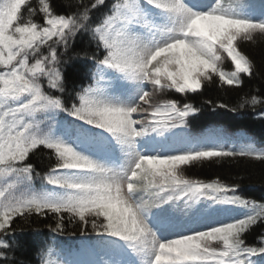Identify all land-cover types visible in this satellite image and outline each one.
Masks as SVG:
<instances>
[{"label": "snow or ice", "instance_id": "obj_1", "mask_svg": "<svg viewBox=\"0 0 264 264\" xmlns=\"http://www.w3.org/2000/svg\"><path fill=\"white\" fill-rule=\"evenodd\" d=\"M65 9L0 0V264H14V222L33 216L54 220L53 233L78 224L95 237L82 248L100 257L61 260L41 248L39 264H264V238H245L264 223V202L184 174L214 159L264 160V147L177 131L197 109L166 95L198 93L214 78L241 86L254 65L239 45L264 37V4L66 0ZM82 36L88 48L75 51ZM70 51L89 82L73 83L68 103ZM41 147L55 158L43 173L29 162Z\"/></svg>", "mask_w": 264, "mask_h": 264}, {"label": "trees", "instance_id": "obj_2", "mask_svg": "<svg viewBox=\"0 0 264 264\" xmlns=\"http://www.w3.org/2000/svg\"><path fill=\"white\" fill-rule=\"evenodd\" d=\"M32 2L35 3L36 0H32ZM237 2L244 4L249 3V0H237ZM52 3L57 12L66 10V0H52ZM107 3L110 4L111 0H107ZM252 4L259 8L264 2L254 0ZM99 15L100 12L94 11L93 18L95 19ZM36 19L39 21L40 17L37 16ZM239 47L243 53L249 56L254 65L250 77L242 74L243 83L241 86L221 84L218 78H214L213 82H206L198 93H189L186 96L174 92L166 94L167 98L176 99L181 106L191 104L197 109L186 118V128L177 129V131H182L192 137H206L214 132L225 133L233 139L246 136L254 140L257 147H264V103L255 107L250 104L240 107L251 96H257L264 101V37L257 35L253 42H240ZM74 48L75 51L87 49V36L77 37ZM69 55L73 56V60L72 67L68 72L69 85L65 99L71 103L68 95L72 91L73 83L78 89L81 81L84 85L89 82V79L86 78L89 66L85 65L83 61L76 60L72 51L69 52ZM223 66L227 71L232 70L231 62L228 60H225ZM160 98H164L163 95ZM220 105H224V107H220ZM29 162L34 165L37 171L43 173L55 163V158L50 150L41 147L31 154ZM184 174L189 178L206 182L218 179L225 184H238L243 196L264 202V160L248 157L214 159L186 167ZM39 183L40 181L37 180V186ZM50 224L54 225V220L49 217L33 216L28 221L17 219L13 224L15 230L13 244L15 245L16 241L19 244L14 247L13 251L8 252L10 262L39 264L38 250L41 248L52 249L56 257L61 260H92L96 257V254L81 246L82 241L90 238L95 239L94 235L92 237L81 236L78 224L67 223L62 234L53 233L48 227ZM245 238L249 245L258 246V241L264 238V223L253 227Z\"/></svg>", "mask_w": 264, "mask_h": 264}, {"label": "rangeland", "instance_id": "obj_3", "mask_svg": "<svg viewBox=\"0 0 264 264\" xmlns=\"http://www.w3.org/2000/svg\"><path fill=\"white\" fill-rule=\"evenodd\" d=\"M259 1H264V0H259ZM98 258H100V257L98 256ZM98 258H97V259H98ZM103 258H104V259H107V257H106V256H105V257H103Z\"/></svg>", "mask_w": 264, "mask_h": 264}]
</instances>
